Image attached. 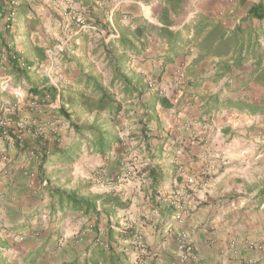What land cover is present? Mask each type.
<instances>
[{
  "label": "trees",
  "instance_id": "trees-1",
  "mask_svg": "<svg viewBox=\"0 0 264 264\" xmlns=\"http://www.w3.org/2000/svg\"><path fill=\"white\" fill-rule=\"evenodd\" d=\"M18 1L15 6L16 14L24 15L29 12L27 4ZM160 1L162 7L154 16L155 22L141 14L122 13L117 18L114 29L108 20H96L97 25H100L99 30H105L107 35L114 34V37L107 40L97 33L99 31L87 29L77 56L80 73L72 87H58L50 81L49 76L38 75L37 70L48 59V52L44 47L34 46L31 49L34 60H30L13 43L0 37V67L13 78L24 80L28 84L33 102L52 103L59 97L60 105L54 109L56 116L64 117L75 133V141L62 144L58 135L50 141L48 137L35 132L33 137L30 136L34 145L28 146L37 159L36 167L31 172L36 177L28 176L33 181V186L39 181L48 196L46 209L50 219L60 223L67 217L87 218L92 220L89 230L95 233L83 253L60 258L52 264H125L124 259L130 251L136 255L138 264H161L158 253L150 249L136 226H120L118 219L113 221L117 211H126L131 207L132 196H123L114 189L90 193L86 191L91 186L90 183L64 187L56 184L52 177L55 173L47 170L51 166H63L65 182L71 184L72 166L82 153H95L106 158L114 151V146L124 143L119 130L124 129L122 114H129L130 110L125 109L129 105L133 110L130 119L136 124L131 133L132 138L143 142L151 159L138 174H145L150 182L144 191L145 197L155 199L170 173L178 168L175 161L172 166H164L159 162L154 163V159L163 158L165 144L170 140V136L164 131L160 113L176 107L163 93L161 79L169 67L178 63L181 58L185 82L194 96L200 93L199 89L206 81L219 84L224 78L226 81L223 88H228L234 94L226 98L221 97V92L207 97L201 95V103L206 112L212 109L218 112L236 111L264 120V95L260 101H255L238 94L254 83L264 86V25L254 24L255 19H264V2L250 5L245 18L230 27L223 20L202 12L185 21L182 19V12L186 0ZM34 30L35 27L31 25L29 32ZM95 36L96 43L91 47L90 43ZM151 42L162 45L154 58L160 75L153 81L149 78L150 70L147 65L153 56L145 55ZM60 54L63 59L68 58L65 50ZM93 56H96L95 59ZM97 60H101L100 64ZM205 60H211V63L200 69ZM135 61H138L137 66ZM104 71H109L108 77L104 76ZM34 75H37L36 79ZM11 100L9 94L0 91V139L13 138L14 143L19 146L15 127L11 124L18 123L20 117L12 108ZM83 114L91 119L83 121ZM152 122H155L153 127ZM154 129H157L156 135H152ZM155 137L158 142L153 147L151 144ZM7 144L10 145L8 140ZM169 146L170 155L176 157L182 147L179 139L173 138ZM36 214L27 215L26 220ZM103 219L106 221L104 225ZM17 228V225L12 227ZM35 235L38 237L41 233L36 231ZM20 237L23 239L22 235ZM48 240L26 252L22 251L21 258L12 259L4 255L10 244L7 239L1 238L0 264H47L43 261V255L47 252Z\"/></svg>",
  "mask_w": 264,
  "mask_h": 264
},
{
  "label": "crops",
  "instance_id": "crops-1",
  "mask_svg": "<svg viewBox=\"0 0 264 264\" xmlns=\"http://www.w3.org/2000/svg\"><path fill=\"white\" fill-rule=\"evenodd\" d=\"M261 1L264 2V0H186L182 19L186 21L202 12L234 27L245 18L250 5ZM21 2L27 4L29 12L24 15L16 14L13 24L9 27L4 23V20L0 21V28H2L0 34L4 39L6 33L14 39L18 33L23 37V46L27 47L29 51L34 46H39L44 47L48 52L50 45L44 43V39L47 37H42L45 32L43 27L47 26L45 24L47 16L50 17V20L53 19L46 29L54 32L52 43L54 41L61 42L58 35L60 33L67 37L65 51L68 53V58L64 59L63 63L60 62L61 69L59 71L52 70L51 75H38L49 76L50 81L58 87H72L80 73L77 66L79 53L74 51L81 50L83 34L87 33L89 29L99 31L97 33L100 34L104 33L105 30L98 29L100 25H97L96 20H108L114 29H116L115 22L122 13L141 14L155 22V15L162 7L160 0H57L56 2L20 0ZM156 2L159 4L158 6L155 5ZM152 8H157V10L152 12ZM147 11H149V16ZM50 14L51 16H49ZM31 18L34 20L32 21ZM80 18L84 19L85 27L79 22ZM254 24L264 25V19L262 21L255 19ZM31 25L35 27V30L29 32ZM52 25L56 26L55 29L51 27ZM154 44H158V42H151L145 53L147 57L153 54L151 48ZM52 58L48 53V59L45 62H51ZM181 61H183L182 58L178 62ZM210 61L205 60L200 69H203L204 65L210 64ZM53 65H55L54 61ZM63 65L68 72L62 71ZM68 65L70 69L67 68ZM63 78L65 83L63 82L62 85L55 83V80L57 82V79L59 81ZM225 81L224 78L219 84ZM197 95L201 96L200 93ZM203 109L205 110L204 107ZM225 111L218 112L212 109L207 112L210 117L217 120L220 118L219 124L208 125L210 130H214L212 139H209L206 134V127L196 129L199 134L197 138L192 136L195 135L193 129H190L189 133L187 132L190 138L177 137L182 147L176 157L172 156L171 159H175L173 161L178 163V168L175 172L170 173L155 199L145 197V206L143 207L146 208L148 220L146 222L147 229L144 228L146 231H143L142 234H144L145 242L150 249L158 253L161 264H176L178 259L175 233L181 226L175 220V214L179 204L187 211L184 227L190 234L197 264H264V154L259 153L251 156L243 145H239L242 144L240 140H232L233 143L230 144L225 142L226 140L220 139L221 131L225 128L223 123L227 122ZM164 129L166 128L164 127ZM226 131L230 132V128H227ZM216 134L219 135V138L215 137ZM210 141L214 142L210 143ZM237 144L239 151L232 147ZM150 160V158L146 159V164L151 162ZM35 167L29 166L25 169L33 172ZM189 177L194 178V183L188 184ZM138 178L143 181L139 189L142 188L145 191L150 184L149 180L145 178V174H139ZM29 179L27 173L20 170L8 177L9 183L6 180V185L9 187L7 191L11 193V196L8 198L5 196L6 199L0 211V218L7 219L12 226H18L14 231V234L18 235L14 240L15 245L10 247L16 253L14 258L17 259L21 258L22 251L26 252L44 241V239L40 240L41 236L35 235L36 231L39 232V227L32 225L35 221H32V218L26 219L29 210H34L37 213L34 217L40 218L41 215L37 208L47 207V198L42 196L41 202L40 199L32 201L44 190L39 191V181L35 182L36 186H29ZM0 192H6V190L0 189ZM128 195L133 197L132 194ZM43 215L49 217V214ZM105 222L103 219V225ZM168 229L170 230L167 231ZM88 233L87 241L72 246L71 249L68 243L62 241L57 243L56 237L50 236L53 239L47 237L49 244L47 252L43 255V261L52 264L60 258H67L78 252L83 253L86 245L95 236L93 231ZM20 235L23 236V239ZM1 238L7 239L9 242L12 235L10 237L4 233V230H1ZM52 244L61 247L53 252L50 248L51 246L54 248ZM52 252L54 254L50 256Z\"/></svg>",
  "mask_w": 264,
  "mask_h": 264
},
{
  "label": "rangeland",
  "instance_id": "rangeland-1",
  "mask_svg": "<svg viewBox=\"0 0 264 264\" xmlns=\"http://www.w3.org/2000/svg\"><path fill=\"white\" fill-rule=\"evenodd\" d=\"M155 5L158 6L159 4L156 2ZM157 8H152V12L157 10ZM147 15L149 16V11H147ZM49 16H51V14ZM52 22L53 19L50 20V17L47 16V19H45V24L47 26L43 27L45 28V30L43 29L45 32L42 37H47L44 39V43L50 45L48 53H50V56L53 58L51 59V62L47 61L42 63L38 71V74L41 75H51L52 70L59 71L61 69L60 62H64L60 52L65 50L67 37L60 33L58 35L61 42L54 41V43H52L54 32H50L46 29ZM51 27L55 29L56 26L52 25ZM102 35L105 36L107 40L114 37V34L107 35L105 31ZM1 36L3 35L0 34V37ZM21 36L22 35L16 33V38L13 39L12 36L7 33L4 35L6 42L12 44L15 40L14 42L16 48L23 51V53L30 59H34V57L31 56V51H29L27 47L25 48L23 46V37ZM95 43L96 36L92 38L90 43L91 47H93ZM57 44L62 47L54 50V47ZM151 49L153 50H150L152 51L151 53H153L151 54L153 57L149 59L147 65L150 70L149 78L153 81L160 75V69L156 66L157 63L154 58L159 54L162 49V45L160 43L154 44ZM74 52L78 54L80 51L76 50ZM95 57L96 56H93L92 58L95 59ZM53 61L55 62V65H53ZM100 61L101 60H97L99 64ZM134 63L135 66L138 65V61H135ZM207 65L208 64H206V66ZM67 68L70 69L69 65ZM183 68L184 66L182 62L171 65L167 72L163 75L160 83L163 93L176 105L175 108L165 109L160 113L161 120L166 128L164 131L170 136V140L165 144L163 158L160 159L156 157L154 163L159 162L164 166H171L173 164V159H171L172 156L170 155L171 148L169 146L173 138H190L188 134L190 129H193V133H195V135L193 134L192 136L197 138L199 134L196 129L206 127V134L209 136V139H212L214 130H210L208 125L213 123L219 124L220 121V118L217 120L216 118L210 117L209 113L205 112L200 103L201 96H194L192 90L187 87V83L185 82L186 80L183 76ZM138 69H140V67H138ZM62 71L68 72L64 65L62 66ZM103 74L105 77H108L109 71H104ZM36 76L37 75H34V79H36ZM64 81V78L59 79V81L57 79V82L55 80V83L62 85ZM223 84L224 83L216 84L215 86L214 83L206 81L203 87L199 89L200 94L207 97L213 92H221L223 93L221 96L222 98L233 96V92H230L228 88H223ZM0 91L9 94L12 97L10 103H12V108L19 113L20 117L18 123L14 122L11 124L15 127V133L17 134L19 140V146L14 143L13 138L0 139V189L6 190V192H0L1 211L2 205L6 199L5 196L7 198L11 196V193L7 191V188L9 189V187L6 185V180L9 183L8 177L10 175H13L15 171L20 170L25 171L27 175L31 176V178L36 177V175H32L33 173L31 174V171L25 169L29 166H33L34 168L37 164L35 153L28 148L29 145H34V141L30 138V136L33 137L34 133L37 132V134L42 135L45 138L48 137L47 139H50L51 141L58 135L62 144H70L75 141L76 138L75 133L69 127V122L64 117L57 118L56 116L57 114L54 109L60 105L59 97H57V99L52 103L47 102L37 104L33 102L28 91V84L24 80H17L13 78L2 67H0ZM238 94L243 97L250 98L251 100L260 101L261 97L264 95V86L254 83L248 89L238 92ZM125 109H129L130 112L129 114H125V112L122 114L124 129L119 130V134L124 138V143L119 146H114V151L107 155L106 158H102L100 155L95 153H82L79 160L72 166L71 184L65 182L66 176H64L65 171H63V166H51L47 172L53 171V173L57 174L52 175L53 179L56 184L64 187L71 188L74 185L90 183L91 186H89L86 190L90 193L96 194L115 189L116 191H120L123 196L132 194L133 202L131 207L126 211H117L116 215L113 217V221L118 219L120 226H129L130 224L134 225L142 234L143 231H146L144 228L147 229L146 222L148 219L145 212L146 208L143 207L145 206V194L142 188L139 189V186L141 185V182L143 183V181L139 180L138 172L146 164L145 161L149 158V154L144 149L143 142H138L132 138L131 133H133L136 128V124H134V121L130 119V116L133 114V110H131L129 105H126ZM224 113L227 115V122L223 123L225 128L221 131L220 139L226 140L225 142H229L230 144L233 143L232 140H240V143L242 144L239 145H243L244 148L247 149V153L251 156L259 153L264 154V120L257 116L242 113L239 114L236 111H225ZM221 115L224 114L221 113ZM81 119L84 121L91 119V117L88 118L86 114H83ZM153 124L155 125V122H152V127ZM253 127H255L254 130ZM227 128H230V132L226 131ZM32 130L34 131L33 133ZM153 131L154 133L152 135H156L155 133H157V129H154ZM202 131H204V129H202ZM215 137L219 138V135L216 134ZM7 140L10 142V145L7 144ZM157 142L158 138L155 137L152 139L151 145L155 147ZM213 142L210 141V143ZM26 144L27 146L25 147ZM239 145L237 144L232 147L239 151ZM83 149H86L85 146H83ZM113 178H115V180H113ZM113 181L114 183H112ZM29 186H33L30 179ZM38 189L39 191H42V187L39 186ZM42 196L47 198L46 203H49V198L45 192L38 195L36 199L33 198L32 201L39 200ZM42 200L40 199L39 201L41 202ZM37 209L39 215H41L40 218L34 217L31 220L35 221L32 225L39 227V232L43 233L42 235H39L42 237L40 240L44 239L45 241L47 237L52 238L50 236H54L56 237L55 241L57 243H61V241L63 243L66 242L69 244L71 249L72 246L76 245L75 243H84L89 238L88 232L90 231L89 228L92 220L82 217H67L60 223H56L53 222L50 217L43 215L45 213L48 215V211L45 206L44 208L38 207ZM31 213H35V211L29 210L27 215H31ZM12 227L13 226L9 224L7 219H4L3 217L0 218V231L4 230V233L10 235V237L12 235V238L9 240L10 247L15 245L14 240L15 237L18 236L17 234H14L15 229H12ZM169 230L170 229L167 231ZM57 231L61 233L59 234ZM142 237L144 239V234H142ZM68 240L71 241L73 245ZM125 244L127 245L128 242H125ZM53 247L54 248L51 246L50 248L54 252L61 246L54 245ZM5 250V256H9L13 259L16 255V253L13 252V249L9 248L7 250L6 247ZM53 252L50 256L54 254ZM124 261L125 264H138L136 255L131 251L128 252Z\"/></svg>",
  "mask_w": 264,
  "mask_h": 264
},
{
  "label": "built area",
  "instance_id": "built-area-1",
  "mask_svg": "<svg viewBox=\"0 0 264 264\" xmlns=\"http://www.w3.org/2000/svg\"><path fill=\"white\" fill-rule=\"evenodd\" d=\"M51 1L56 2L57 0H51ZM17 5H18V0H0V21L4 20V23L8 27L11 26L15 20L16 17L15 6ZM79 22L83 27H85V21L83 18H80ZM0 32H1V28H0ZM60 47L62 46L61 45L56 46V48H60ZM187 182L188 184L194 183V178L190 177ZM186 218H187V211L184 207H182L181 204H179L178 211L175 214V220L181 226V228L175 233L176 249L178 251V259L176 261V264H197V261L193 254V246L190 239V234L188 230L184 227Z\"/></svg>",
  "mask_w": 264,
  "mask_h": 264
}]
</instances>
